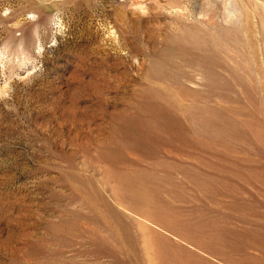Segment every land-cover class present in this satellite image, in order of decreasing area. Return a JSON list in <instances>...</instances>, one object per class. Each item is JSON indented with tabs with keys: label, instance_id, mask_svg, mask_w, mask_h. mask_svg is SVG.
Returning a JSON list of instances; mask_svg holds the SVG:
<instances>
[{
	"label": "rangeland",
	"instance_id": "obj_1",
	"mask_svg": "<svg viewBox=\"0 0 264 264\" xmlns=\"http://www.w3.org/2000/svg\"><path fill=\"white\" fill-rule=\"evenodd\" d=\"M0 264H264V0H0Z\"/></svg>",
	"mask_w": 264,
	"mask_h": 264
}]
</instances>
